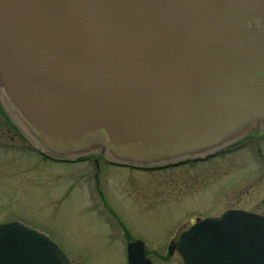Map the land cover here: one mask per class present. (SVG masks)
Listing matches in <instances>:
<instances>
[{
    "label": "water",
    "instance_id": "water-1",
    "mask_svg": "<svg viewBox=\"0 0 264 264\" xmlns=\"http://www.w3.org/2000/svg\"><path fill=\"white\" fill-rule=\"evenodd\" d=\"M0 105L56 160L212 157L264 130V0H0ZM176 248L183 264H264V217L197 220ZM126 252L151 264L140 241ZM0 264L69 261L13 221Z\"/></svg>",
    "mask_w": 264,
    "mask_h": 264
},
{
    "label": "rangeland",
    "instance_id": "rangeland-1",
    "mask_svg": "<svg viewBox=\"0 0 264 264\" xmlns=\"http://www.w3.org/2000/svg\"><path fill=\"white\" fill-rule=\"evenodd\" d=\"M0 117V224L46 235L71 264H126L125 237L155 264H179L160 257L196 220L229 210L264 217V130L203 162L137 170L100 159L96 169L94 158L44 159Z\"/></svg>",
    "mask_w": 264,
    "mask_h": 264
},
{
    "label": "flooded vegetation",
    "instance_id": "flooded-vegetation-1",
    "mask_svg": "<svg viewBox=\"0 0 264 264\" xmlns=\"http://www.w3.org/2000/svg\"><path fill=\"white\" fill-rule=\"evenodd\" d=\"M1 118V117H0ZM2 118L4 119V118H8L6 115L5 116H2ZM8 125L10 126V128H11V130L12 131H14V133L16 132V129H17V127H15L11 122H10V120L8 121ZM16 129H15V128ZM255 132H259L258 130L257 131H254L253 133H255ZM261 132H264V131H261ZM7 133H11L10 131H8L7 130ZM253 133H251L249 136H246L245 138H243L242 140H241V143H243V142H247V141H249V138H250V136L253 134ZM17 134V133H16ZM1 135V134H0ZM259 138V137H258ZM240 144V143H239ZM238 145V144H237ZM236 145V146H237ZM258 152H259V149H258ZM44 159H46V160H49V161H54V162H65V161H56V160H53V159H50V158H45L44 157ZM89 159V158H88ZM84 160H86V159H84ZM81 161H83V160H81ZM78 162H80V161H78ZM187 230V229H186ZM186 230H183V231H180V232H178L176 235H172V237H168V242H167V247H166V256H165V258H163V257H160V260H162L163 262H165V261H170V260H174L173 258L174 257H177L178 258V260H179V264H182V262H181V259H180V257H179V255H178V253H177V250H176V244H177V241H178V239H179V237H180V235L184 232V231H186ZM171 235V234H170ZM131 239V240H130ZM125 241V251H126V246L129 244V243H133V242H135V241H137V240H134V239H132V238H128V237H125V239H124ZM139 241V240H138ZM145 250V249H144ZM67 257H69V256H67ZM145 257L146 258H148L149 260H150V262H151V264H155V262L153 261V259H152V257L151 256H147V254H146V252H145ZM69 259V262H70V264H71V261H70V258H68ZM166 263H168V262H166ZM165 263V264H166Z\"/></svg>",
    "mask_w": 264,
    "mask_h": 264
},
{
    "label": "trees",
    "instance_id": "trees-1",
    "mask_svg": "<svg viewBox=\"0 0 264 264\" xmlns=\"http://www.w3.org/2000/svg\"><path fill=\"white\" fill-rule=\"evenodd\" d=\"M0 115H1V116L4 115L1 109H0ZM4 119L6 120V118H4Z\"/></svg>",
    "mask_w": 264,
    "mask_h": 264
}]
</instances>
